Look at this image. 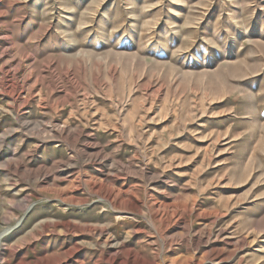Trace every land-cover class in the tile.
Instances as JSON below:
<instances>
[{"label": "rangeland", "instance_id": "rangeland-1", "mask_svg": "<svg viewBox=\"0 0 264 264\" xmlns=\"http://www.w3.org/2000/svg\"><path fill=\"white\" fill-rule=\"evenodd\" d=\"M0 264H264V0H0Z\"/></svg>", "mask_w": 264, "mask_h": 264}, {"label": "bare ground", "instance_id": "bare-ground-1", "mask_svg": "<svg viewBox=\"0 0 264 264\" xmlns=\"http://www.w3.org/2000/svg\"><path fill=\"white\" fill-rule=\"evenodd\" d=\"M2 14H3V13H2ZM19 94H20V93H19ZM16 98H18V97H16ZM19 98H20V97H19ZM22 100H23V99H22ZM36 125H37V123H36ZM34 126H35V125H34ZM46 126H47V125H46ZM63 126H64V125H63ZM66 126H67V125H66ZM64 127H65V126H64ZM28 129H29V128H28ZM33 130L36 131L37 129L34 128ZM57 130H58V129H57ZM65 130H66V129H63V131H65ZM61 131H62V129H61ZM63 131H62V132H63ZM66 131H67V130H66ZM73 131H74V130H73ZM44 132H45V131H44ZM62 132H61V133H62ZM74 132H75V131H74ZM28 133H29V132H28ZM30 133H31V132H30ZM67 133H68V132H67ZM72 133H73V132H72ZM54 134H55V132H54V130L52 129L51 132H50L49 138H52V137L54 138V136H55ZM43 137H44V136H43ZM43 137H42V138H43ZM65 138H66V136H65ZM61 141H62L63 143H65V145H67V146H69V147H70V146L72 147V146L74 145V143L71 142V141H69L68 139L61 140ZM91 156H92V154H91ZM95 156H96V154H95ZM92 157H93V156H92ZM98 157H99V156H98ZM91 159H92V158H91ZM14 160H16V159H14ZM15 162H16V161H15ZM20 165H21V164H20ZM15 166H16V165H15ZM17 170H18V169H17ZM14 172H15V171H14ZM102 172H103V171H102ZM17 173H18V172H17ZM107 176H108V175H107ZM100 192H102V190H98V191L95 192L94 194H95V195H99ZM105 193H106V195H108V199L105 198V200H106L107 202H110V204L112 205L113 203H111V198H112L113 196H114V197H117V196L115 195L116 193H115L113 190H107ZM118 193H119L118 196H119V195L121 196V195L123 194L121 191L118 192ZM70 199H71V198H70ZM60 202L64 203V202L61 201V200H60ZM120 247H121L120 245H113V248H115L116 250H117V249H120ZM117 251H118V250H117ZM115 253H117V252H115ZM113 258H114V257H113Z\"/></svg>", "mask_w": 264, "mask_h": 264}]
</instances>
